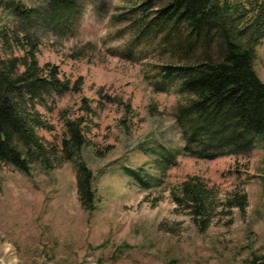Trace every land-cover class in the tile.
<instances>
[{
  "label": "rangeland",
  "instance_id": "1",
  "mask_svg": "<svg viewBox=\"0 0 264 264\" xmlns=\"http://www.w3.org/2000/svg\"><path fill=\"white\" fill-rule=\"evenodd\" d=\"M76 1L73 33L44 36L37 54L41 67L57 66L72 86L37 107L53 128L38 135L60 146L65 122L82 120L81 157L94 176L96 208H81L73 163L34 166L29 175L0 164V264H250L264 256V145L213 161L181 154L177 86L155 91L159 67L175 59L158 39L135 43L140 15L132 9L145 0ZM3 19L0 12V27ZM254 69L264 83V42ZM167 152H176L173 163ZM125 169L157 183L142 189ZM188 176L222 202L246 194L245 215L223 210L201 234L170 197Z\"/></svg>",
  "mask_w": 264,
  "mask_h": 264
},
{
  "label": "trees",
  "instance_id": "2",
  "mask_svg": "<svg viewBox=\"0 0 264 264\" xmlns=\"http://www.w3.org/2000/svg\"><path fill=\"white\" fill-rule=\"evenodd\" d=\"M0 0L6 23L0 27V164L29 175L34 166L51 171L73 163L81 208H96L94 176L81 157L86 144L82 120L66 121L61 145L43 140L38 130L53 129L38 106L72 91L54 65L37 60L43 37H68L81 12L76 0ZM132 12L135 43L158 39V47L173 57L160 66L155 91L177 86L180 103L174 119L184 146L181 154L213 161L249 155L264 145V83L254 62L264 42V0H145ZM173 163L176 152H167ZM125 175L150 189L140 170ZM175 211L191 216L201 234L223 210L237 208L244 216L247 195L232 193L223 202L219 192L200 177L188 176L170 190ZM250 264H264L253 255Z\"/></svg>",
  "mask_w": 264,
  "mask_h": 264
}]
</instances>
